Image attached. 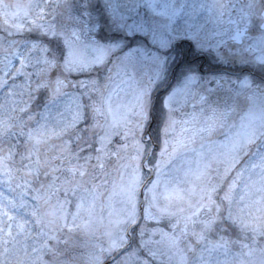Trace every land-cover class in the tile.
Returning a JSON list of instances; mask_svg holds the SVG:
<instances>
[{
	"label": "clouds",
	"instance_id": "clouds-1",
	"mask_svg": "<svg viewBox=\"0 0 264 264\" xmlns=\"http://www.w3.org/2000/svg\"><path fill=\"white\" fill-rule=\"evenodd\" d=\"M61 3L69 13L62 17L66 24L63 30L53 24L54 20L59 22L57 5ZM105 3L87 0L89 11L76 16L77 9L85 6L81 0H44L41 13L24 29H40V35L47 37L42 41L44 55L39 61L25 56L23 66L16 69L27 81L15 111L20 128L28 127L30 154L55 150L52 159L67 161L73 182L45 184L38 181L39 171L33 170L25 174L22 185L19 170L9 164L11 157L0 155V184L12 192L20 189L18 194L31 195L36 201L23 203L35 221L32 227L38 229L34 235L43 239L39 247L42 264H121L117 255L133 243L144 253L143 264H170L162 247L167 234L157 239L159 234L154 229L146 230L145 213L152 217L170 214L169 190L158 180L173 169L179 171L176 161L180 149L198 131H204L195 125V111L188 108L202 106L203 116L206 97L194 87L186 98L168 104V95L183 84L175 75L137 76L114 53L103 62H95L93 42L106 43L100 31ZM257 3L264 15V0ZM71 50L83 54L81 61L69 59ZM257 80L240 93L223 89L212 101L236 104L240 110L230 114L233 120L243 118L247 98H255L261 110L260 118L250 124L243 142L237 145L235 163L228 162L223 172L217 171L220 180H227L230 169L234 171L249 153L255 155L253 146L257 151L264 148V69ZM0 81V89L8 85L2 77ZM41 93L42 105L37 103ZM16 127V123H6L0 128V137L8 136ZM101 137L108 138L103 145ZM80 153L85 155L80 157ZM74 158L76 163H72ZM256 169L259 178L251 183L256 199L249 197L244 209L250 213L237 214L236 219L250 231L264 235V153L252 163L251 170ZM228 187L232 189L231 181ZM201 207L211 212L206 226L222 224L226 218L219 216V208L212 212L208 202ZM61 235L73 243L65 240L66 247L49 244V240L59 241ZM18 264H25V260Z\"/></svg>",
	"mask_w": 264,
	"mask_h": 264
},
{
	"label": "rangeland",
	"instance_id": "rangeland-1",
	"mask_svg": "<svg viewBox=\"0 0 264 264\" xmlns=\"http://www.w3.org/2000/svg\"><path fill=\"white\" fill-rule=\"evenodd\" d=\"M13 2L17 6L13 7L10 4ZM112 2L113 0H106L102 10L103 27L100 31L106 40L103 44L122 43L123 46L114 54L120 57L121 63L125 66L124 54L130 48H142L143 45L138 39L132 38L141 34L135 27L130 28V26L150 23L171 25L177 39H187L192 33H197L196 42H198L210 30L209 22L215 23L211 12L219 7L222 0H158L155 10L150 7L148 0H114L119 6L118 15L112 12ZM43 4L44 0H0V77L12 81L11 86H15L11 91H1L0 128L6 123L17 124L12 133L0 137V155L11 157L9 164L19 170L17 175L21 177L22 185L27 179L25 174L33 170L39 171L38 181L45 184L53 181L57 185L62 182H73V175L67 170V161H62V158L52 159L55 150L52 153L42 151L37 155L30 154L27 143L28 127L21 129L16 121V103L19 93L27 83L25 76L16 69L25 56L29 60L39 61L44 55L41 51L42 41L47 40V37L40 35V29L32 32L24 29L25 25L41 13ZM81 4L85 6L77 9L76 16H82L89 11L87 0H81ZM165 9L169 14L173 11L177 13L174 22L170 21L168 16L160 14ZM95 11L96 9H92L93 13ZM57 14L59 22L54 20L53 24L63 30L66 24L62 17L69 15L63 3L57 5ZM129 31L132 35L128 34ZM30 33L40 38L29 40L26 36ZM30 48L31 52H29ZM147 57H153V54H148ZM157 57L156 54L155 60L150 59L151 63H155V70L159 68L156 64ZM145 61L149 59L142 57L134 66L125 67L137 76H141L146 73L143 64ZM191 75L196 74L191 73ZM243 85L235 84L240 91L246 90ZM213 100L203 105L205 111L201 121H195V125L204 128L202 134L200 135L198 131L180 149L179 159L176 161L179 171L173 169L158 180V183L166 185L169 190L170 214L152 217L145 213L148 216L144 221L145 229H154L159 234L157 239L167 234L162 247L166 253L164 258L170 260V264H264V235L250 231L236 219L237 214L250 213V209H244L247 199L249 197L256 199L251 192V183L259 178L257 175L259 169L252 171L251 165L260 160L264 148L257 151L253 146L252 152L255 155L249 153L250 157L245 159L247 157L245 156V160L235 165L234 171L230 169L231 175L227 180H220L216 175L217 171H224L226 163H235L237 145L243 142L250 124L260 118L261 110L258 102L247 99V108L242 119L237 117L233 120L229 116L225 121L214 122L213 118L211 120L212 109L208 108L209 105H213ZM43 102L44 93H41L37 103L42 105ZM208 129L215 131L211 132ZM153 136L155 137V132ZM119 142L117 138L116 143ZM84 155L85 153H80V157ZM15 159L17 161L13 164L12 161ZM83 162V159H80V163ZM72 163H76L75 158ZM53 169H57L54 174ZM229 181L232 182V189L228 187ZM36 186L38 183H34V187ZM19 192L20 189L12 192L5 185L0 184V264H18L22 258L25 264H42L39 247L43 239H38L34 235L38 229L32 227L35 221L27 210L28 205L23 203L30 201L35 204L36 201L32 200L31 195L21 196ZM205 202H208L212 212L221 209L219 216L226 217L222 224L206 226L205 222L210 218L211 212L208 207H201ZM241 209H244V212H241ZM234 229H239L243 233L231 232ZM231 233L233 234L230 235ZM65 240H68V237L61 235L59 241L49 240V244L55 246L60 243L62 247H66L68 245L63 243ZM71 243L73 242L68 240V244ZM133 253L135 264H143L144 253L135 243L127 246L126 251L119 258L121 264H127ZM49 258L45 256V259Z\"/></svg>",
	"mask_w": 264,
	"mask_h": 264
},
{
	"label": "flooded vegetation",
	"instance_id": "flooded-vegetation-1",
	"mask_svg": "<svg viewBox=\"0 0 264 264\" xmlns=\"http://www.w3.org/2000/svg\"><path fill=\"white\" fill-rule=\"evenodd\" d=\"M211 17L215 18V23L209 22L210 30L196 43L190 39H177L172 29L176 42L170 49L154 45L144 35L132 37L143 43L142 48L147 55H158L157 70L154 69L155 63L150 62L152 57H147L149 61L143 63L146 73H155L161 78L175 75L182 83L191 73L196 74L199 83L195 87L205 95V104L215 100L223 89H229L233 94L243 92L235 84H246L244 88L248 89L258 83L257 77L264 69V15L257 0H222L219 7L211 12ZM148 26H153V23ZM161 52L165 55L161 56ZM247 99L257 102L255 98ZM208 108L212 109L211 120L213 118L214 122L225 121L230 114L240 110L234 103H213ZM199 109L200 105L195 109L188 108L189 112L195 111V121H201Z\"/></svg>",
	"mask_w": 264,
	"mask_h": 264
},
{
	"label": "snow or ice",
	"instance_id": "snow-or-ice-1",
	"mask_svg": "<svg viewBox=\"0 0 264 264\" xmlns=\"http://www.w3.org/2000/svg\"><path fill=\"white\" fill-rule=\"evenodd\" d=\"M148 3L150 7L153 8V10L156 9V4L158 3V0H148ZM112 12L113 14H119V6L116 4L113 0L111 4ZM161 15L168 16L170 21L175 20L176 12L173 11L171 14L165 9L164 12L160 13ZM135 27L136 31L146 36L151 43L154 45H157L158 47L162 49H170L176 41L173 39V32L171 31V25H153L149 27L148 25H139V26H130ZM129 35H132V32L129 31ZM187 39L192 40L193 42H196L197 40V33H192L187 37ZM122 43H110V44H103L94 41L92 44V51L94 53V60L95 62H103L106 59L109 58L113 53L117 52L121 47ZM69 59L73 60L74 62H79L82 59L83 54L79 50H71L68 53ZM147 58V54L143 48H137L133 47L130 48L123 57V61L125 66H134L139 59L141 58ZM154 60L156 59V54H153L152 57ZM21 66H23L21 62ZM198 83V77L196 75H189L183 82L181 87L176 88L170 95L167 97V103L172 104L178 100V98H186L187 95L192 91V89L195 87V85ZM8 85H5L7 87ZM57 89L60 87V82L57 81ZM243 86H247L244 84ZM203 99V98H202ZM107 137H101V145H103ZM135 254H131L127 264H135L134 261Z\"/></svg>",
	"mask_w": 264,
	"mask_h": 264
},
{
	"label": "trees",
	"instance_id": "trees-1",
	"mask_svg": "<svg viewBox=\"0 0 264 264\" xmlns=\"http://www.w3.org/2000/svg\"><path fill=\"white\" fill-rule=\"evenodd\" d=\"M10 4H12L13 7L17 6V4L14 3V2H13V3H10ZM25 35H26V33H25ZM26 37H28L29 40H31V39L35 40V39L40 38V36H38V35H36V34H32V33H30V34L27 35ZM5 78H6V77H5ZM5 80H6V79H5ZM7 81H8V86H7V87H4L3 89H0V94H1V91H2V90H9V87L11 86L12 81H9V80H7ZM0 96H1V95H0ZM0 102H2V101H0ZM23 154H25V153L23 152ZM16 161H17L16 159L13 160V161H12L13 164H15Z\"/></svg>",
	"mask_w": 264,
	"mask_h": 264
}]
</instances>
